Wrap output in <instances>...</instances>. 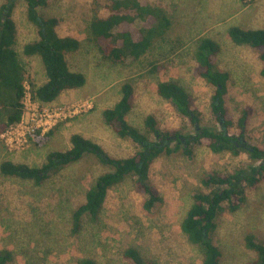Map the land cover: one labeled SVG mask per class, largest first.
<instances>
[{
	"label": "rangeland",
	"instance_id": "1",
	"mask_svg": "<svg viewBox=\"0 0 264 264\" xmlns=\"http://www.w3.org/2000/svg\"><path fill=\"white\" fill-rule=\"evenodd\" d=\"M5 1L0 0V6ZM142 1L163 6L172 24L165 38L156 39L144 57L125 64L105 60L89 37L93 16L107 14L102 8L103 0H97L100 5L95 0H50L39 8L41 16L58 20L56 32L60 37L80 42L77 51L66 54V60L72 71L85 76L86 84L63 92L52 103H38L66 114L68 109L79 108L77 114L63 118L44 133L36 130L27 136L22 149L11 151L6 145L2 135L10 129L7 128L0 136V164L11 161L41 167L51 152L70 149L74 134L98 144L112 158L132 156L140 150L139 145L131 138L119 137L103 117L104 110L113 108L121 99L126 82L134 86L132 109L126 121L150 142L157 144L161 140L145 125L148 116L155 118L162 132L196 134V127L157 94L159 83L175 82L192 98L201 114V128L223 131L226 118L235 125L243 111L249 109L245 133L234 125L228 129L229 135H243L246 151L238 155L228 151L213 153L204 144H194L191 156L182 145L170 154L163 153L155 158L149 172L151 185L163 198L162 205L151 212L144 210L143 194L137 190L135 176L129 175L109 189L95 220L88 215L83 218L78 233L73 232V212L85 201L98 177L114 170L112 166L87 154L50 174L40 185L0 172V252L12 253L8 264H78L83 259L97 264H131L123 257L131 247L152 264H202L199 248L182 232L181 223L193 204V195L207 191L201 183L203 175L212 171L227 175L239 170L249 172L263 163L247 152L254 147L264 151L263 64L258 50L234 43L228 32L232 27L264 29V0ZM13 19L17 27L15 48L26 67V76L41 85L47 79L40 56L23 53L27 44L39 40L37 27L27 17L25 0H17ZM203 38L219 45L215 66L230 73L222 121L212 110L215 89L199 77L196 69L195 52ZM154 63L162 68L155 71ZM29 82L25 81L27 94L31 92ZM24 115H29L27 110ZM169 145V149H176L178 141ZM248 234L264 240V183L246 190L245 203L238 210L225 208L219 213L217 230L211 238L222 254L220 264H250L256 259L245 243Z\"/></svg>",
	"mask_w": 264,
	"mask_h": 264
},
{
	"label": "trees",
	"instance_id": "2",
	"mask_svg": "<svg viewBox=\"0 0 264 264\" xmlns=\"http://www.w3.org/2000/svg\"><path fill=\"white\" fill-rule=\"evenodd\" d=\"M27 17L38 29L39 40L24 47L26 56H40L46 75V82L36 85L27 77L26 67L20 60L16 50L17 27L13 13L17 0H6L0 6V136L7 129L17 125L24 115V98L27 92L25 81H30L31 94L34 100L48 104L55 101L63 92L82 88L86 84L85 76L72 71L66 60V54L77 51L80 42L73 37H60L56 32L58 20L45 18L39 14V8L45 7L50 0H25ZM95 4L100 5L97 0ZM102 8L106 15H94L89 25V37L96 44L103 58L114 64H125L137 61L152 49L156 39H164L171 27V19L166 9L156 4L144 3L142 0H103ZM229 37L238 45H248L259 52L263 64L260 76L264 79V29L245 30L238 27L229 29ZM220 47L213 40H199L195 52L196 69L200 78L215 89L212 110L222 121L226 116L225 96L228 93L230 73L218 69L214 59ZM154 70L162 68L153 64ZM121 99L113 108L104 110L103 117L112 126L119 137L131 138L139 145L132 156L116 159L109 156L96 143L79 134L71 137V148L67 151H55L48 155L46 163L41 167H30L4 161L0 164V172L5 176H15L23 180H32L42 184L52 173L81 160L87 154L96 155L102 163L114 168L98 177L95 184L86 193L85 201L72 214L73 232L82 228L85 216L95 220L100 214L110 188L121 183L127 176L136 178L137 190L143 194V209L151 212L163 204L160 193L150 183V167L155 158L163 153H172L181 145L184 152L191 156L192 145H206L213 153L228 151L238 155L243 148L241 137L247 130V120L251 115L249 109L234 125L232 119L223 123L225 130L215 131L199 127L201 114L195 108L192 98L186 90L175 82H162L157 86V94L169 101L183 117L194 127V136H182L178 131L162 132L153 116H148L145 125L150 132L160 139V143H152L126 121L132 109L134 86L130 82L123 84ZM241 130V137L229 135L230 126ZM52 132L48 134L51 135ZM178 141L176 149H169V144ZM41 142V140H38ZM246 151V150H245ZM254 159L264 160V151L252 148L247 151ZM207 191L196 192L193 204L181 223V230L189 241L196 245L202 254V264H220L222 254L214 244L211 234L217 230V217L225 208L232 212L238 210L246 200V190L255 189L264 183V161L252 167L249 172L239 170L234 174L207 172L201 179ZM225 205V207H224ZM245 243L249 250L255 252L256 259L250 264H264V240L258 241L248 234ZM123 257L131 264H152L143 258L136 248L125 250ZM12 253L8 250L0 252V264H8ZM78 264H97L92 259H83Z\"/></svg>",
	"mask_w": 264,
	"mask_h": 264
},
{
	"label": "built area",
	"instance_id": "3",
	"mask_svg": "<svg viewBox=\"0 0 264 264\" xmlns=\"http://www.w3.org/2000/svg\"><path fill=\"white\" fill-rule=\"evenodd\" d=\"M28 91V90H27ZM36 100L33 99L31 92L25 95L24 98V113L25 110L28 111L27 118L23 115L20 123L12 126L6 133L2 136L5 138L6 145L9 147L11 151L22 149L25 144L28 142L29 135H32L36 130H40L43 133L51 128H53L58 121L63 118H67L68 116H72L73 114H77L78 108L73 111L67 110V114L64 112H60L59 110H49L47 107L42 106ZM41 107V110H39Z\"/></svg>",
	"mask_w": 264,
	"mask_h": 264
},
{
	"label": "flooded vegetation",
	"instance_id": "4",
	"mask_svg": "<svg viewBox=\"0 0 264 264\" xmlns=\"http://www.w3.org/2000/svg\"><path fill=\"white\" fill-rule=\"evenodd\" d=\"M242 140V139H241Z\"/></svg>",
	"mask_w": 264,
	"mask_h": 264
}]
</instances>
